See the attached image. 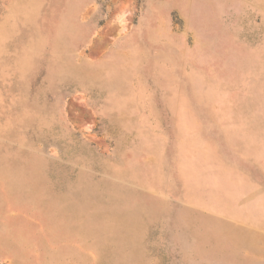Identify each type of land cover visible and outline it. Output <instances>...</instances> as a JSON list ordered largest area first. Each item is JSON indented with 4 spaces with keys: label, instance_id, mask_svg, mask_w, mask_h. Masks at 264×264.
<instances>
[{
    "label": "rangeland",
    "instance_id": "obj_1",
    "mask_svg": "<svg viewBox=\"0 0 264 264\" xmlns=\"http://www.w3.org/2000/svg\"><path fill=\"white\" fill-rule=\"evenodd\" d=\"M0 264H264V0H0Z\"/></svg>",
    "mask_w": 264,
    "mask_h": 264
}]
</instances>
